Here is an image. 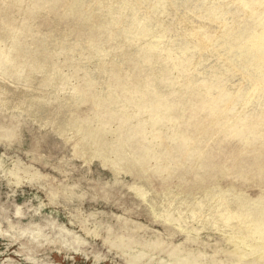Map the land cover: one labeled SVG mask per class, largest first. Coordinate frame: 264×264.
<instances>
[{"label": "rangeland", "instance_id": "obj_1", "mask_svg": "<svg viewBox=\"0 0 264 264\" xmlns=\"http://www.w3.org/2000/svg\"><path fill=\"white\" fill-rule=\"evenodd\" d=\"M231 204L264 221V0H0V264H264Z\"/></svg>", "mask_w": 264, "mask_h": 264}, {"label": "bare ground", "instance_id": "obj_2", "mask_svg": "<svg viewBox=\"0 0 264 264\" xmlns=\"http://www.w3.org/2000/svg\"><path fill=\"white\" fill-rule=\"evenodd\" d=\"M32 115H35V114H32ZM36 115H38L37 116V120H38V117L40 118V116H39L40 114L36 113ZM33 118H35V117H33ZM198 201H203L204 202L205 201V197L203 196V197L199 198ZM153 202H154V200H153ZM152 203H151V205H152ZM204 203H206V202H204ZM204 203H203V205H204ZM185 204H189V203L185 201ZM153 206L155 207V205H153ZM153 206H151V207H153ZM159 206H160V204H159ZM198 208L195 207L194 205L189 207V209H190V211H191L193 216L197 214L196 211H197ZM222 208H223V206H222ZM220 209H221V207H220ZM213 210H215V209H213ZM203 221L205 223H207L208 225L212 224V226L216 225V226H220V227H228L231 230H233L234 232L235 231L238 232L239 229H241L242 232L245 233L249 237L252 236L254 233H257L259 235L260 239H264V221H263V219L261 217H259L258 215L252 213V212H249L247 214H241L239 209L237 208V206L234 205V204L229 205L228 206V210L225 213L222 212V214L220 216L218 215V217H215V218H206ZM216 230H217V227H216Z\"/></svg>", "mask_w": 264, "mask_h": 264}]
</instances>
